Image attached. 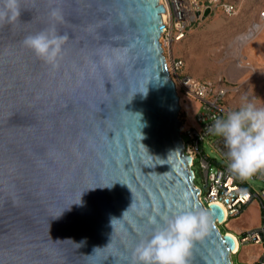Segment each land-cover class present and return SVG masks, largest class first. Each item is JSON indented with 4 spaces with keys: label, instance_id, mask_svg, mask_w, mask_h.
Returning a JSON list of instances; mask_svg holds the SVG:
<instances>
[{
    "label": "water",
    "instance_id": "obj_1",
    "mask_svg": "<svg viewBox=\"0 0 264 264\" xmlns=\"http://www.w3.org/2000/svg\"><path fill=\"white\" fill-rule=\"evenodd\" d=\"M53 6L68 36L55 70L21 43L49 26ZM20 8L0 26V264H131L149 217L203 208L158 41L163 7L20 0ZM205 210L211 227L193 241L189 264H232L233 240L215 225L222 210Z\"/></svg>",
    "mask_w": 264,
    "mask_h": 264
},
{
    "label": "built area",
    "instance_id": "obj_2",
    "mask_svg": "<svg viewBox=\"0 0 264 264\" xmlns=\"http://www.w3.org/2000/svg\"><path fill=\"white\" fill-rule=\"evenodd\" d=\"M158 2L163 7V12L160 14L162 28L158 41L167 72L175 87L177 99L179 101L178 86L182 94L195 98L199 102L195 120L187 119L186 115L184 120L178 119L182 152L189 157L188 167L193 173L192 186L198 191L196 193L198 202L204 209L209 204L217 205L223 213L222 222L238 215L242 207L250 200H256L264 209V188L252 190L242 187V181L228 170L227 158L224 155L227 150L224 147L223 138L213 136L208 131L216 118L224 117L231 111L224 109L222 102L223 98L231 93L232 87H225L220 79L216 81L199 80L182 72V59L171 54V44L179 42L185 37L187 30L201 22L200 14L205 8H208L210 12L219 8L227 14H232L233 5L225 0H158ZM263 13L261 11L259 16L263 17ZM233 88L236 90L237 86ZM204 140L218 154L221 163L211 161L202 153L200 145ZM211 162L215 164L213 170H210ZM195 163H197L200 175V186L194 183L195 175L192 167ZM253 178L264 182V173L258 172ZM263 236V227L244 231L239 237L231 236L236 246L234 250L229 251V255L236 251L239 242L259 243ZM253 264H264V252Z\"/></svg>",
    "mask_w": 264,
    "mask_h": 264
},
{
    "label": "clouds",
    "instance_id": "obj_3",
    "mask_svg": "<svg viewBox=\"0 0 264 264\" xmlns=\"http://www.w3.org/2000/svg\"><path fill=\"white\" fill-rule=\"evenodd\" d=\"M20 14V0H0V26L15 23ZM48 16L49 26L25 36L21 43L55 70L63 58L68 36L57 31V24L63 20L61 10L53 6ZM208 131L223 138L227 167L233 176L247 181L258 172L264 173V106L242 97L239 109L216 118ZM149 222L152 231L132 249L131 264H189L193 241L211 227L205 209L187 205H177V211L159 220L149 217Z\"/></svg>",
    "mask_w": 264,
    "mask_h": 264
},
{
    "label": "rangeland",
    "instance_id": "obj_4",
    "mask_svg": "<svg viewBox=\"0 0 264 264\" xmlns=\"http://www.w3.org/2000/svg\"><path fill=\"white\" fill-rule=\"evenodd\" d=\"M225 1L233 5L234 12L232 14L215 8L198 25H193L187 30V36L196 34L190 36L191 39H194L193 47H191V43L189 47L180 43V40L171 44V54L181 58L182 62L185 54H189L190 67L198 73H216L217 69L220 70L215 78L219 77L225 87H232L231 93L223 98L224 109L238 110L242 103V97L245 96L249 100H255L257 106H264V15L263 17L259 16L261 11L264 12V0ZM254 24H257V27L252 29ZM166 54L168 57V53ZM203 77L209 78L200 76L198 79H203ZM214 81L216 80L214 79ZM234 86H237L236 90H234ZM177 93L179 95L178 119L184 120L186 115L187 119L195 120V114L199 109L198 100L182 94L178 86ZM182 137L185 136L182 134ZM200 148L211 161L221 163L218 154L213 151L208 142L202 141ZM213 162H211L210 170L215 167ZM192 169L195 175L194 183L200 186L197 163ZM242 183L244 187L252 190L264 188V182L253 177L250 180L242 181ZM252 222L258 223L254 230L264 228V211L262 209H259L257 214L255 212L252 214ZM215 225L217 228L219 227L218 224ZM233 256L230 255L231 259Z\"/></svg>",
    "mask_w": 264,
    "mask_h": 264
},
{
    "label": "crops",
    "instance_id": "obj_5",
    "mask_svg": "<svg viewBox=\"0 0 264 264\" xmlns=\"http://www.w3.org/2000/svg\"><path fill=\"white\" fill-rule=\"evenodd\" d=\"M213 11L210 12V14ZM196 33V32H195ZM196 34H190L189 36H186L181 39L180 43L190 45L193 47L194 39H191L192 36ZM200 36V33H198ZM203 35V34H202ZM210 35V34H209ZM191 36V37H190ZM210 37V36H209ZM212 38V36H211ZM190 55L185 54L184 56V68L183 71L190 76L194 78H200V76H208L209 78H204L199 79V80H208V81H214L218 80V78H215L216 75L220 73V70L217 69L216 73H198L195 72L191 69L190 67ZM259 209L261 210L262 208L259 206L258 202L256 200H250L246 205H244L240 211V213L234 217H230L224 222L218 224V230L221 233H226L229 234L230 236L233 237H239L244 231L247 230H254L258 226V223L252 222V214L255 212L257 214L259 212ZM264 211V209H262ZM264 252V242L261 240L259 243H253V242H239L237 244L236 251L232 254L234 255L231 259L229 255V260L230 262H234V264H253L256 260H258Z\"/></svg>",
    "mask_w": 264,
    "mask_h": 264
},
{
    "label": "bare ground",
    "instance_id": "obj_6",
    "mask_svg": "<svg viewBox=\"0 0 264 264\" xmlns=\"http://www.w3.org/2000/svg\"><path fill=\"white\" fill-rule=\"evenodd\" d=\"M257 27V24H254L253 26H252V29H255ZM165 61V60H164ZM241 195H243V196H245L244 194H241ZM233 240V239H232ZM235 246H236V244H235V242H234V240H233V246H232V249L231 250H234L235 249Z\"/></svg>",
    "mask_w": 264,
    "mask_h": 264
},
{
    "label": "trees",
    "instance_id": "obj_7",
    "mask_svg": "<svg viewBox=\"0 0 264 264\" xmlns=\"http://www.w3.org/2000/svg\"><path fill=\"white\" fill-rule=\"evenodd\" d=\"M241 183H242V182H241ZM242 187H244L243 183H242ZM244 188H246V187H244ZM246 189H247V188H246ZM262 240H263V242H264V236H263Z\"/></svg>",
    "mask_w": 264,
    "mask_h": 264
}]
</instances>
